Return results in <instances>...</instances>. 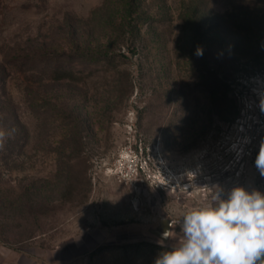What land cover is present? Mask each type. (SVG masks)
<instances>
[{
  "label": "rangeland",
  "instance_id": "obj_1",
  "mask_svg": "<svg viewBox=\"0 0 264 264\" xmlns=\"http://www.w3.org/2000/svg\"><path fill=\"white\" fill-rule=\"evenodd\" d=\"M256 74L264 0H0V264H155L218 188L264 193L258 146L243 172L192 176ZM141 144L171 186L118 180Z\"/></svg>",
  "mask_w": 264,
  "mask_h": 264
},
{
  "label": "clouds",
  "instance_id": "obj_2",
  "mask_svg": "<svg viewBox=\"0 0 264 264\" xmlns=\"http://www.w3.org/2000/svg\"><path fill=\"white\" fill-rule=\"evenodd\" d=\"M255 164L264 175V146ZM221 191L184 211L178 242L155 264H264V193L238 186L222 198Z\"/></svg>",
  "mask_w": 264,
  "mask_h": 264
},
{
  "label": "built area",
  "instance_id": "obj_3",
  "mask_svg": "<svg viewBox=\"0 0 264 264\" xmlns=\"http://www.w3.org/2000/svg\"><path fill=\"white\" fill-rule=\"evenodd\" d=\"M240 82L233 86L238 113L223 128V135L228 142L225 152L229 156V163L233 162L243 172L257 146H264V77L260 74L251 75L240 79ZM143 153L142 144L138 147L130 146L120 153L115 162L118 180L134 186L144 182L161 188L171 186V182L161 171L151 166L149 157Z\"/></svg>",
  "mask_w": 264,
  "mask_h": 264
},
{
  "label": "flooded vegetation",
  "instance_id": "obj_4",
  "mask_svg": "<svg viewBox=\"0 0 264 264\" xmlns=\"http://www.w3.org/2000/svg\"><path fill=\"white\" fill-rule=\"evenodd\" d=\"M227 143L228 142L225 140L223 132H220L215 141L212 142L213 146L208 144L206 145L207 148L204 149L203 153L194 154L198 156H196L197 160H201V163L194 168L195 173L192 175L194 177L197 176L195 179L196 184H198L199 181H202V178H211L212 176H219V178H221L229 174L230 159L225 152ZM199 157L200 159H198ZM219 158L221 161H219ZM180 173L182 175L185 172ZM202 189L205 188H201L200 190Z\"/></svg>",
  "mask_w": 264,
  "mask_h": 264
},
{
  "label": "water",
  "instance_id": "obj_5",
  "mask_svg": "<svg viewBox=\"0 0 264 264\" xmlns=\"http://www.w3.org/2000/svg\"><path fill=\"white\" fill-rule=\"evenodd\" d=\"M172 222L173 219L171 218H159L154 223L148 226L147 232L166 242L170 233ZM166 232L167 237L165 236Z\"/></svg>",
  "mask_w": 264,
  "mask_h": 264
},
{
  "label": "trees",
  "instance_id": "obj_6",
  "mask_svg": "<svg viewBox=\"0 0 264 264\" xmlns=\"http://www.w3.org/2000/svg\"><path fill=\"white\" fill-rule=\"evenodd\" d=\"M222 73V72H221ZM212 75V77H210V78H212L213 79V82H214V85H215V90H213V92H214V95L215 96H219V94H220V92H223V94H225V96H226V90L225 91H222V86H227V88H228V82L226 81V76H225V74L223 73V75H221L220 73H218V72H216V73H211ZM221 76H220V75ZM229 89H230V83H229ZM232 96H233V94H232ZM236 104V103H235ZM237 107V106H236ZM235 107V108H236ZM237 113H238V109L236 110V113H235V116L237 115ZM235 116H234V118H235Z\"/></svg>",
  "mask_w": 264,
  "mask_h": 264
}]
</instances>
